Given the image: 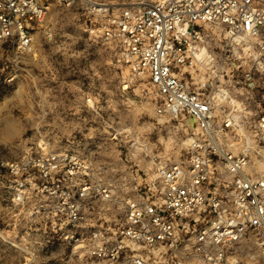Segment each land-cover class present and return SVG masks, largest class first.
I'll list each match as a JSON object with an SVG mask.
<instances>
[{
  "label": "built area",
  "instance_id": "obj_1",
  "mask_svg": "<svg viewBox=\"0 0 264 264\" xmlns=\"http://www.w3.org/2000/svg\"><path fill=\"white\" fill-rule=\"evenodd\" d=\"M57 1L85 5L86 30L115 45L155 115L190 120L185 156L145 173L110 219L97 204L111 189L89 178L86 160L30 149L0 161L11 203L58 223L99 264H240L249 243L264 258V0ZM47 9V0H0V42L28 51ZM208 25L227 36L219 54L202 46Z\"/></svg>",
  "mask_w": 264,
  "mask_h": 264
},
{
  "label": "rangeland",
  "instance_id": "obj_2",
  "mask_svg": "<svg viewBox=\"0 0 264 264\" xmlns=\"http://www.w3.org/2000/svg\"><path fill=\"white\" fill-rule=\"evenodd\" d=\"M104 1L121 7L154 0ZM47 2L28 51L15 53L0 42V161L37 148L76 153L87 161L89 178L110 187L112 198L97 205L99 215L114 219L145 173L184 158L190 120L155 115L147 85L132 82L115 45L86 30L83 3ZM205 34L207 53L225 49L221 27L208 25ZM203 73L199 68L192 76ZM244 113L249 109H241ZM7 190L1 173L0 264H99L73 241L67 243L58 223L11 203ZM238 257L240 264H264L253 243L240 245Z\"/></svg>",
  "mask_w": 264,
  "mask_h": 264
},
{
  "label": "bare ground",
  "instance_id": "obj_3",
  "mask_svg": "<svg viewBox=\"0 0 264 264\" xmlns=\"http://www.w3.org/2000/svg\"><path fill=\"white\" fill-rule=\"evenodd\" d=\"M199 51H200V49H199ZM199 51L196 53L197 56H199V57L201 56L202 53H205L204 50H202L201 52H199ZM201 69L204 70L205 68L204 67H201Z\"/></svg>",
  "mask_w": 264,
  "mask_h": 264
}]
</instances>
